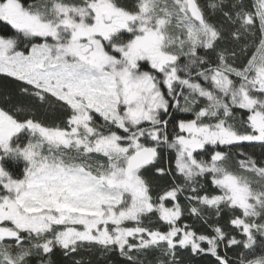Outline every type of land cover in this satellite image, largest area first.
Masks as SVG:
<instances>
[{"label":"snow or ice","instance_id":"1","mask_svg":"<svg viewBox=\"0 0 264 264\" xmlns=\"http://www.w3.org/2000/svg\"><path fill=\"white\" fill-rule=\"evenodd\" d=\"M186 255L264 264V0H0V264Z\"/></svg>","mask_w":264,"mask_h":264},{"label":"trees","instance_id":"2","mask_svg":"<svg viewBox=\"0 0 264 264\" xmlns=\"http://www.w3.org/2000/svg\"><path fill=\"white\" fill-rule=\"evenodd\" d=\"M249 151L259 155L261 149L257 146L255 148H249ZM113 259H115V258H113ZM185 260L188 262V264H203V262L201 260L192 258V257L187 256V255L185 256Z\"/></svg>","mask_w":264,"mask_h":264}]
</instances>
